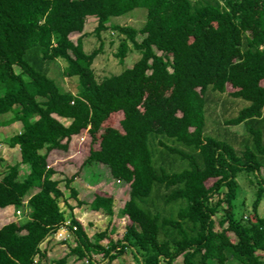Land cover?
I'll return each mask as SVG.
<instances>
[{
	"label": "trees",
	"instance_id": "obj_1",
	"mask_svg": "<svg viewBox=\"0 0 264 264\" xmlns=\"http://www.w3.org/2000/svg\"><path fill=\"white\" fill-rule=\"evenodd\" d=\"M139 8L147 11L140 31L109 25ZM89 18L97 19L98 39L109 30L118 35L120 64L139 54L131 69L97 79L93 66L103 46L85 51ZM72 35H80L76 43ZM60 63L74 91L49 77V67ZM228 88L230 99L247 104L212 136L209 106L217 109ZM5 115L13 118L0 121V134L16 123L22 128L5 143L0 138V147L19 148L29 173L22 177L19 165L0 173V209L24 216L0 228V264H41L42 245L67 222L49 164L54 152L84 154V165L103 166L130 188L117 216L127 219L122 239L113 240V227L91 238L71 217L74 246L55 264L70 257L113 264L128 252L137 264H264V218L257 212L264 197V0H0ZM240 126L247 134L241 141L230 131ZM183 162L188 168L178 172ZM242 173L259 186L247 223L234 214ZM75 179L65 188L77 200ZM88 206L116 216L107 193L96 192Z\"/></svg>",
	"mask_w": 264,
	"mask_h": 264
},
{
	"label": "rangeland",
	"instance_id": "obj_2",
	"mask_svg": "<svg viewBox=\"0 0 264 264\" xmlns=\"http://www.w3.org/2000/svg\"><path fill=\"white\" fill-rule=\"evenodd\" d=\"M147 11L143 8L134 10L132 13L120 17L114 18L110 22V26H130L138 31H140L146 22ZM108 25V26H109ZM97 27V19L89 18L87 20L85 30H84V43L85 51L87 53H92L93 51L103 46L102 54L96 59L94 63V71L99 81H102L112 75H117L127 69H131L134 64L139 60L140 56L135 51L132 52L124 60L122 64L116 59L115 54L119 47V37L116 33L109 30L101 35L98 39L94 34V30ZM80 35H72L71 40L76 43ZM142 36L138 37V40H142ZM63 64H52L49 67L50 75L49 77L54 80L62 90H72L74 91L75 82H71L62 75ZM234 90L231 88L227 89L225 95H221L218 108L215 104H212V109L209 106V118H208V129L210 135L215 136L219 131L225 129V121L237 116L238 111L246 106L247 103H241L230 99L229 93ZM225 103V104H224ZM215 109V111H213ZM13 118L12 115L0 116V121H10ZM59 121L65 125H69L70 122L64 121L56 117ZM121 119V118H119ZM21 124L16 123L7 126L1 130L0 138L5 143L12 136L21 131ZM120 129V127H117ZM232 133H236L238 137H246V131L244 126L230 128ZM74 142H79V138L74 139ZM78 144V143H77ZM240 149V146H237ZM86 156L84 154L77 153H60L54 152L49 158V164L56 170L57 175L53 178L59 181L60 189L64 193V198L60 201V208L64 212L67 221L71 220V217H79L84 224L87 233L90 236L95 234L105 232L106 230L110 232V228L113 227L114 234L113 240L117 241L122 239L125 233L126 221L120 219L118 212L123 207L124 203L129 200L130 188L122 183H119L112 179L109 175L108 170L103 166L96 165H84ZM19 165V170L21 176L24 177L28 175L29 170L26 166L21 165V155L19 148H10L8 145H2L0 147V173H4L9 166ZM183 168L178 172H181L188 168V164L183 162ZM175 170L180 169V163L176 162L174 164ZM177 172V171H175ZM76 177L75 181L72 183L71 187L75 189L78 193V199L75 200L71 197V192L66 189L65 181ZM239 190L236 200L234 201V214L237 221L247 223L245 218L251 217L253 213V205L257 198L258 182L254 175H248L247 173H242L238 176ZM212 182H209L211 185ZM96 191L107 192L114 197L115 200V211L116 216L114 219H110L104 212L95 213L90 210L88 202L92 199ZM162 214H169L171 211L169 208L165 209L163 203H159L158 199H153ZM217 198L213 202H215ZM83 203L79 206V203ZM70 207L77 209L76 212L72 211ZM151 209L154 206L150 207ZM224 209H227L224 206ZM167 210V211H166ZM155 212V211H154ZM258 215L264 218V197L258 208ZM77 213V215L75 214ZM74 215V216H73ZM225 216L224 212H220L215 220L218 223ZM112 221V222H111ZM216 230L220 231L217 226ZM231 239L235 240L234 235H230ZM51 246L53 247V252L51 251L50 258H48L45 263L42 264H55L57 261L65 258L69 253V247L74 246L73 238L69 235V232L65 230H60L56 235L51 238ZM106 245V243H103ZM47 248V246H46ZM45 250V249H43ZM264 256V254H263ZM264 258V257H263ZM101 260V257L98 258ZM67 264H86L84 261H78L74 257H70ZM114 264H137L134 261V257L128 252L124 257L115 261ZM176 264H182V259H179Z\"/></svg>",
	"mask_w": 264,
	"mask_h": 264
},
{
	"label": "crops",
	"instance_id": "obj_3",
	"mask_svg": "<svg viewBox=\"0 0 264 264\" xmlns=\"http://www.w3.org/2000/svg\"><path fill=\"white\" fill-rule=\"evenodd\" d=\"M96 192H98V191H96ZM95 192V193H96ZM95 193H94V195H95ZM104 193H107V192H104ZM108 194V193H107ZM94 195H93V197H92V199H90V201L88 202V205L92 202V200H93V198H94ZM108 195H110V196H112L111 194H108ZM114 205H115V200H114ZM74 212H76L77 211V209H74L73 210ZM17 212H20L21 214L20 215H17ZM95 213H97V212H95ZM99 214L100 213H102V212H98ZM76 215H77V213H75ZM74 216V215H73ZM79 223H81V225L83 226V228H84V230L86 231V233H87V230H86V228H85V226H84V224L82 223V221H81V219L79 218V217H74ZM24 219V216H23V213L21 212V211H17L14 207H8V208H6V209H3V210H1L0 209V228H2L3 226H5V225H8V224H11V223H18V222H20V221H22ZM123 220H125L126 221V224H127V219H123ZM88 234V233H87ZM89 235V234H88ZM90 236V235H89ZM91 238L93 237V236H90ZM51 239L49 238L48 240H47V242L46 243H44L43 245H42V247H41V249L43 250V249H45L46 250V257H47V259L48 258H50V254H53V253H51V251L53 252V247L51 246ZM46 246H47V248H46ZM130 253V252H129ZM131 254V253H130ZM126 255V254H125ZM132 255V254H131ZM124 257V256H123ZM47 259H45V260H43V262L45 263V261L47 260ZM121 259V258H120ZM68 260H69V258H68ZM118 261V260H117ZM134 261L136 262V260L134 259ZM42 262V263H43ZM41 263V264H42ZM115 263V262H114ZM113 263V264H114ZM137 263V262H136Z\"/></svg>",
	"mask_w": 264,
	"mask_h": 264
},
{
	"label": "built area",
	"instance_id": "obj_4",
	"mask_svg": "<svg viewBox=\"0 0 264 264\" xmlns=\"http://www.w3.org/2000/svg\"><path fill=\"white\" fill-rule=\"evenodd\" d=\"M21 213L20 212H17V215H20ZM70 226V221H67L66 223H65V226L64 227H62L60 230H65V231H67V233L69 232V230H68V227ZM60 230L58 231V232H60ZM73 230L75 231L76 230V228H73ZM57 232V233H58ZM56 233V234H57ZM55 234V235H56Z\"/></svg>",
	"mask_w": 264,
	"mask_h": 264
}]
</instances>
